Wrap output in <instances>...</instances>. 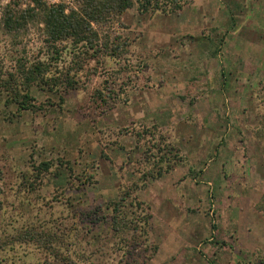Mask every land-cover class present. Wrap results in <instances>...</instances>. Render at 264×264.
<instances>
[{
  "label": "rangeland",
  "instance_id": "rangeland-1",
  "mask_svg": "<svg viewBox=\"0 0 264 264\" xmlns=\"http://www.w3.org/2000/svg\"><path fill=\"white\" fill-rule=\"evenodd\" d=\"M138 1L101 26L120 54L91 60L77 88L33 86V110L0 94V256L264 264V0H192L174 13ZM41 36L24 37L29 56L45 51ZM7 43L0 35L11 70ZM121 200L125 219L150 215L127 255L111 225Z\"/></svg>",
  "mask_w": 264,
  "mask_h": 264
},
{
  "label": "trees",
  "instance_id": "trees-1",
  "mask_svg": "<svg viewBox=\"0 0 264 264\" xmlns=\"http://www.w3.org/2000/svg\"><path fill=\"white\" fill-rule=\"evenodd\" d=\"M191 2L192 0H139L138 9L142 13H174ZM132 4V0H74L72 4L50 3L47 0L0 2V35L8 37L7 45L13 62V67L9 70L0 61V94L5 93L7 96L6 104H15L22 110H33V86L62 95L78 87L79 75L91 60H99L103 55L116 57L120 54L119 46H113L109 39L100 37V28L111 22L114 16L122 15ZM34 27L41 31L45 51L31 57L24 37ZM64 42L67 44L63 45ZM65 51L68 59L64 56ZM44 166L45 170L49 168L48 163H44ZM27 185L33 187L32 182H27ZM111 205L114 213L111 225L121 237L119 249L125 255L131 253L133 240L134 246L139 250L138 246L143 244L141 239L149 234L150 215L143 214L139 218L126 216L125 219L123 216L126 212L122 209L125 202L114 201ZM96 215L91 212L89 217ZM25 231V234L21 233L19 236L25 235L23 239L33 241V227H28ZM47 255H51L53 259L49 264H80L79 259L71 257L70 260L65 255L61 258L53 256L51 252ZM0 264L28 263L19 255L17 257L15 252H9L0 256Z\"/></svg>",
  "mask_w": 264,
  "mask_h": 264
}]
</instances>
